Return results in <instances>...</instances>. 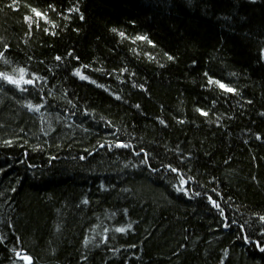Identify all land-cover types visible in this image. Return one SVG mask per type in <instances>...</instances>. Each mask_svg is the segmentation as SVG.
Here are the masks:
<instances>
[{
    "label": "trees",
    "instance_id": "obj_1",
    "mask_svg": "<svg viewBox=\"0 0 264 264\" xmlns=\"http://www.w3.org/2000/svg\"><path fill=\"white\" fill-rule=\"evenodd\" d=\"M5 46L40 79L0 80V264H264V0H0Z\"/></svg>",
    "mask_w": 264,
    "mask_h": 264
},
{
    "label": "snow or ice",
    "instance_id": "obj_2",
    "mask_svg": "<svg viewBox=\"0 0 264 264\" xmlns=\"http://www.w3.org/2000/svg\"><path fill=\"white\" fill-rule=\"evenodd\" d=\"M29 7H30L31 13L36 18V20H35L36 27H39V22L41 20L45 24H51L53 28L56 27V24L50 20L49 14L47 12H43V11L39 10L38 8H36V7H31V6H29ZM48 7L51 9V11H54V12L58 11V9L56 8L55 4H50ZM16 10H18V9H16ZM71 12L78 13L80 20L84 19V15L80 11L79 7H74V8L69 9V13H71ZM61 15H63V14L61 13ZM64 18L67 19V17H64ZM25 20H26V22H28V27L31 30V28L33 27V16H26ZM43 30L46 33H49V29L48 28H44ZM112 31L113 32H117L118 30L113 28ZM49 34L55 35L56 33L55 32H51ZM118 35L121 37V39H131L132 43H136V41H146L150 46L156 47L155 43L153 41L149 40L148 37H146V36L137 35L135 38H129V37H127L126 33H124V32H118ZM7 51H8V48H7V46H5L4 51L0 52V60H3L4 64H8L9 63V61L4 57V52H7ZM68 55L71 56L72 54L69 53ZM147 55H148L149 59H152V60L155 59V57L152 56L151 53H149ZM165 55H166V57H167V59L169 61H174L175 60V57L172 56L171 54L165 53ZM76 59L78 60L79 58L77 57ZM56 60H58V61L61 60V57L57 56ZM85 67H87V66H85ZM160 67H164V65L161 64ZM123 71L127 72L128 70L127 69H123ZM73 75L79 77V79H81V80H89L90 79L87 75H85L81 71L80 68H77L73 72ZM133 75H135V73H133ZM204 75H205V77H207V86H215L219 90H221L223 93L237 94L238 90L235 89L234 87H231L229 84H227V83H225V82H223V81H221L219 79H216V78L210 76L209 73H207V72H205ZM37 79H40V78L35 76V75H33L31 78H29L27 70L25 68H19L17 70H14V72L11 73V74H9L7 72H4V71H0V80L5 81L9 85H12V86L18 88L20 91H25L26 90L25 86H28V85L34 86L35 85V81ZM90 82L93 83V84L96 83V81H94V80H90ZM97 86L98 87H103L102 85H97ZM133 86L135 87V85H133ZM116 99L119 100L120 97L117 96ZM249 103H251V101H249ZM41 107H43V105H38V106H35V107L33 105H31V104L28 105V108L30 110H33V111H36V112H39ZM136 107L139 108L140 105L137 104ZM196 111L198 113H200L201 116H204V117H208L209 116V112L205 111L204 109L197 108ZM160 123L164 124L166 126V122L164 120H160ZM178 123H184V121L180 120V121H178ZM257 139L259 140V139H261V137L258 135ZM5 143L7 145H11L12 141H10V140L9 141H5ZM101 147H104V145H101ZM109 147L110 148L111 147H115V148H120V149H127V148H130L131 145H129L127 143H124V142H121V141H116V142H114V144H110ZM143 154H144L145 157H147V155H148L147 152H144ZM136 155H140V152H137ZM142 163H146V160L142 161ZM166 167L171 172L176 173L177 176L179 177V183H178V185L175 186V190L178 193H183L185 196H189V190L187 188V185H188V182L190 180H193V177H188L186 179L184 174H182L178 168L173 167L171 164L166 165ZM195 195L199 196L200 193L196 192ZM189 198H191V197L189 196ZM207 200H208V202L211 204V206L213 208H215V209H217L219 211V213H220V215L222 217L225 216L224 209L220 206V204L217 202L216 199H214L211 195H209V196H207ZM83 202L85 204H87L88 200L85 199ZM259 220L262 223H264V215L259 216ZM225 221H226V217H225ZM223 226L225 228H229L231 225L228 222H225ZM130 227H131V225H128L127 227H117V228L114 229V231L117 232V233L123 234V233H127ZM241 228H243V226H241ZM106 231H107V229H105V232ZM262 235H264V233H262ZM107 239H108L107 236H105L104 237L105 242H107ZM248 239H249L248 237H245L246 241ZM85 243L87 244L88 241H85ZM256 247L259 249L260 252L264 253V247H262L260 245V243H257ZM13 251L15 253V256H16L17 260L23 262V264H34L33 257L31 255H29L25 249H23V248H21L19 250L13 249Z\"/></svg>",
    "mask_w": 264,
    "mask_h": 264
},
{
    "label": "bare ground",
    "instance_id": "obj_3",
    "mask_svg": "<svg viewBox=\"0 0 264 264\" xmlns=\"http://www.w3.org/2000/svg\"><path fill=\"white\" fill-rule=\"evenodd\" d=\"M12 89H13V91H16L18 88L14 87V88H12Z\"/></svg>",
    "mask_w": 264,
    "mask_h": 264
}]
</instances>
